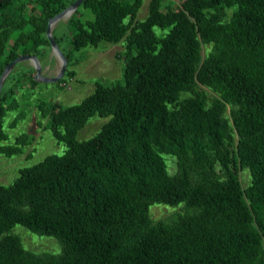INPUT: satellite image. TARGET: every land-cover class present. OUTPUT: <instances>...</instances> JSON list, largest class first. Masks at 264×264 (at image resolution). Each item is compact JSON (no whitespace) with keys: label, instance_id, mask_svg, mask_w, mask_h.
Segmentation results:
<instances>
[{"label":"trees","instance_id":"1","mask_svg":"<svg viewBox=\"0 0 264 264\" xmlns=\"http://www.w3.org/2000/svg\"><path fill=\"white\" fill-rule=\"evenodd\" d=\"M74 1L0 0V74L49 48L47 21ZM142 3L83 0L64 23L58 89L75 75L71 53L100 44L121 45V80L37 107L64 150L0 185V264H264V0H149L138 19ZM92 117L107 121L77 141ZM26 142L0 153L18 155ZM152 204L181 210L152 221ZM16 225L55 239L59 253L23 248L9 233Z\"/></svg>","mask_w":264,"mask_h":264},{"label":"rangeland","instance_id":"2","mask_svg":"<svg viewBox=\"0 0 264 264\" xmlns=\"http://www.w3.org/2000/svg\"><path fill=\"white\" fill-rule=\"evenodd\" d=\"M143 0L137 18L143 19L147 13V3ZM180 0H174L178 4ZM82 19L91 18L87 10L79 8ZM65 19L57 21L52 27L51 37L58 49L67 52L69 49V34L64 26ZM156 30V29H155ZM36 58L43 78L53 77L58 70V62L52 55L50 48L37 51ZM122 52L120 44H100L96 48H85L79 52H72L71 58L74 62L72 67L75 75L69 81L59 84L44 83L33 78L34 85L28 80L27 74L33 71L31 64L27 61L19 62L13 66L10 74L15 87L13 93L14 107L6 112L3 120V131L7 137L0 145H12L14 140L26 135L29 143L22 148L18 155L6 157L0 153V185H9L18 175V170L32 166L48 155H60L64 147L57 144L47 130H44L45 122L40 117L37 107L43 105L47 109L51 102L61 106L78 103L93 91L94 84L111 85L121 80L122 62L119 54ZM208 94H211L206 90ZM107 119L92 117L84 127L76 134L77 141H83L93 136L105 123ZM13 122V123H12ZM15 123V124H14ZM167 160V158H166ZM241 185L246 182L245 174H240ZM180 206L169 207L162 204H152L149 207V217L152 221L168 220L174 212L180 211ZM16 236L23 248L33 252H46L57 254L60 251L59 243L51 238L33 234L21 226H14L9 232Z\"/></svg>","mask_w":264,"mask_h":264},{"label":"water","instance_id":"3","mask_svg":"<svg viewBox=\"0 0 264 264\" xmlns=\"http://www.w3.org/2000/svg\"><path fill=\"white\" fill-rule=\"evenodd\" d=\"M82 1L83 0H75L72 4H70L64 10L60 11L59 13H57L56 15H54L52 18H50L47 21L46 29H45V37L49 43V48H50L52 55L58 62V70L56 74L50 78H43L41 76L40 66L35 57L31 55L18 56L14 60H12L11 62H9L7 65L4 66L0 74V89L2 87L4 79L9 74L13 66L23 61H27L31 64L33 68V72H34L33 78L37 81H41L44 83H55L63 77L65 68H66V60L64 56L62 55L61 51L58 49L56 43L51 37L52 27L57 21L61 19L67 20L72 15V13L78 8V6L81 4Z\"/></svg>","mask_w":264,"mask_h":264}]
</instances>
